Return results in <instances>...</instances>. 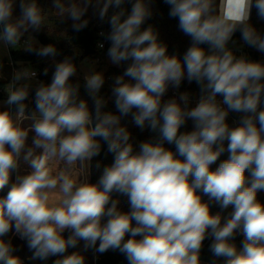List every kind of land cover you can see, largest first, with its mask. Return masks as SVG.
Masks as SVG:
<instances>
[{
    "label": "clouds",
    "instance_id": "9594fccd",
    "mask_svg": "<svg viewBox=\"0 0 264 264\" xmlns=\"http://www.w3.org/2000/svg\"><path fill=\"white\" fill-rule=\"evenodd\" d=\"M154 2L51 0L74 32L88 27L89 12L108 25L97 48L106 42L108 62L122 71L105 95L95 61L81 84L73 78L87 61L58 60L54 43L35 40L49 14L39 0H0V53L22 48L51 61L39 74L17 62L3 85L0 264H24L10 234L30 260L56 257L53 264H86L89 250L118 251L127 264H203L206 240L207 264H264V61L243 51L264 54V30L252 22L254 10L264 22V0H164L190 40L182 56L144 26ZM50 69V82L38 78ZM184 81L199 89L194 106ZM129 117L152 137L135 142L122 122ZM102 145L109 164L94 162Z\"/></svg>",
    "mask_w": 264,
    "mask_h": 264
},
{
    "label": "trees",
    "instance_id": "16d2710c",
    "mask_svg": "<svg viewBox=\"0 0 264 264\" xmlns=\"http://www.w3.org/2000/svg\"><path fill=\"white\" fill-rule=\"evenodd\" d=\"M39 3L49 12L46 24L42 26L39 32H34L32 35L35 37V40L39 44H48L54 43L60 52V55L56 59H63L64 56H71L76 54L75 63L80 66L85 59H94L97 56L101 58L106 56V51L108 44L105 42V48L103 50L97 48V42L101 38L99 36L100 31H107L108 25L106 23L101 24L98 19L95 17H89L90 23L87 28L83 29L80 32H74L71 29V21H66L65 23H61L59 18L54 14V11L51 10V0H39ZM130 8V5L128 6ZM154 15L153 17L146 22L144 25L147 27L148 24H152L156 30L159 32V38L161 41L168 45V51L170 54H180L183 55L184 51L189 46L190 40L188 37L184 36L182 32H180L177 28L178 21L175 18H170L168 15L169 6L164 3V0H155L153 4ZM16 15H19V9L16 10ZM252 22L255 26L261 30H264V22L258 21L255 15V10L253 11ZM10 55L8 59L3 61V80H0V101L4 100L7 97L6 92L3 89V85L8 82L10 79V66L7 64L8 61H12L15 67L21 66L17 62H21L22 65L27 66L31 65L32 68L37 70L38 74L42 73L44 67L49 66L51 63L50 58H40L35 55H31L25 53L22 48L19 50L12 49L10 50ZM259 60L264 61V54L259 53ZM122 71L121 68H117L115 66H109L107 70L104 72L106 76V84L102 89V94L109 95V85L111 84V77L114 75L120 74ZM39 79L44 80L45 82H50L51 78V69L49 71L48 76L39 75ZM79 79L81 84H83V79L80 77H74L73 80ZM182 90H187L189 92H198L199 89L197 85L193 82L192 84H188L187 81L182 82L181 88ZM81 96L83 98H87L86 94L81 89ZM91 106V101H89ZM109 109L115 110L114 106L109 103ZM123 123H127L129 131L132 133L133 140L135 142H139L142 140H146L152 137V133L148 130H144L143 132L135 127L131 123V118H126ZM230 123V122H229ZM231 124V123H230ZM192 124L191 121L188 122L187 129L191 130ZM185 130V129H182ZM106 145H102V152L99 157L94 158L95 160H101L102 164H109L112 161L111 154L105 156ZM227 158V153H225L220 159L223 160ZM219 161L217 162V164ZM215 167V165L213 166ZM98 171H93V175L91 177L92 182H95L99 177ZM115 198V197H114ZM258 198L264 202V192L258 193ZM121 205L120 207L127 211L128 205L126 199L121 197ZM221 211L218 206H214L212 208V212L216 213ZM229 210L224 211V215L227 214ZM13 245L16 246L17 252L16 255H19L22 259H24L27 264H53V260L56 257H51L47 261L40 260H30L31 252L28 250L26 243L21 241L18 237L12 236ZM242 237H237V244H239ZM210 240H206L204 242V247L201 253V259L203 264H207L208 261L212 259L211 253L209 251ZM83 242L80 243L78 249H69V252L75 250L82 251ZM86 257V264H127V261L123 255H121L118 251L114 252L109 250L104 254H93L91 250L87 252H83Z\"/></svg>",
    "mask_w": 264,
    "mask_h": 264
},
{
    "label": "built area",
    "instance_id": "2783aa9c",
    "mask_svg": "<svg viewBox=\"0 0 264 264\" xmlns=\"http://www.w3.org/2000/svg\"><path fill=\"white\" fill-rule=\"evenodd\" d=\"M234 39H236L237 41H239V39H240V37H239V33H236V35L234 36ZM101 40H102V38H100V39L98 40V42L101 41ZM98 42H97V43H98ZM243 51H244L245 53H247L251 59L259 60V58H258L259 53L256 52L254 49H250V48H247V47L245 46L244 49H243ZM100 59H101V57H100V56H97L96 58H94V59H92V60H94V61H96V62H99ZM10 64H11V66H12V71H13V68H15V66L13 65V62H12V61H10ZM180 91H185V90L180 89ZM190 93H192V92H190ZM198 94H199V91H198V92H193V93H192V102H193V106H194V104H195L196 99L198 98ZM172 95H173V92H172V90H170V91L168 92L167 96L165 97V99L171 97ZM237 118H238V115H237V114H234V113H233V114H230V116H229V121H228V122L232 123L233 120H235V119H237Z\"/></svg>",
    "mask_w": 264,
    "mask_h": 264
},
{
    "label": "rangeland",
    "instance_id": "374dc122",
    "mask_svg": "<svg viewBox=\"0 0 264 264\" xmlns=\"http://www.w3.org/2000/svg\"><path fill=\"white\" fill-rule=\"evenodd\" d=\"M88 17H90V18L92 17L91 12H89ZM10 50H12V49L8 48V49H5L3 53H0V56H2L3 61L5 59H8L9 58V55L11 54L10 53ZM84 61H87V63H85L83 65L81 64L82 65L81 72L78 75V77H80V78H82V75H83L82 72L83 71H86L87 68H88V66L91 65L94 60H92V59H85ZM95 66H96L97 70H102V71L105 72L109 66H113V65H111L108 62L107 57L105 56V57L101 58L99 62H96V65Z\"/></svg>",
    "mask_w": 264,
    "mask_h": 264
},
{
    "label": "crops",
    "instance_id": "0c3cea01",
    "mask_svg": "<svg viewBox=\"0 0 264 264\" xmlns=\"http://www.w3.org/2000/svg\"><path fill=\"white\" fill-rule=\"evenodd\" d=\"M7 64L10 66V74H12V66L10 64V61H8ZM22 260L24 261V264H27V262L24 259H22Z\"/></svg>",
    "mask_w": 264,
    "mask_h": 264
}]
</instances>
